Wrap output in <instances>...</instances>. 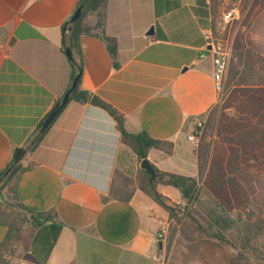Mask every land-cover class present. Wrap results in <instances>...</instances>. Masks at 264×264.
Masks as SVG:
<instances>
[{"label": "crops", "instance_id": "crops-1", "mask_svg": "<svg viewBox=\"0 0 264 264\" xmlns=\"http://www.w3.org/2000/svg\"><path fill=\"white\" fill-rule=\"evenodd\" d=\"M81 1L0 0V174L14 150L35 137L81 63V89L124 114L130 133L173 143L170 154L149 150L157 169L197 177L199 154L188 135L218 102L205 37L213 30L211 0H103L102 28L117 41L118 67L106 43L88 34L73 63L68 59L63 29ZM95 21V13L85 18ZM140 162L105 109L70 100L25 154L16 185L25 207L55 211L58 221L38 228L26 222L7 264L22 257L30 264H155L153 239L168 213L138 187L127 201L103 199L116 170L133 175ZM160 185L180 200L177 188ZM7 233L0 214V244Z\"/></svg>", "mask_w": 264, "mask_h": 264}, {"label": "rangeland", "instance_id": "rangeland-1", "mask_svg": "<svg viewBox=\"0 0 264 264\" xmlns=\"http://www.w3.org/2000/svg\"><path fill=\"white\" fill-rule=\"evenodd\" d=\"M214 5L213 35L216 41L231 52L236 42L241 41L246 49L253 51V60L258 67H253L247 77L256 71L264 75V0L258 3L255 0H215ZM229 13L233 14L230 16ZM257 79L248 81L252 83ZM237 88V80L229 83L227 73L221 100L208 113L201 141L197 145L203 163L197 197L187 200L181 194L180 200H170L178 209L181 220L167 216L169 234L161 252L165 256V264H231V259L240 251L250 255L253 264H264V255L244 251L238 225L240 219L244 222L260 215L264 217V164L253 161L243 163L238 183L231 186L226 182L232 150L238 145V136L234 132L240 121L237 105L243 106L245 102L243 98L242 104V93H237ZM234 97L240 100L235 102ZM117 171L114 183L116 193L126 195L138 186L139 171H134L133 175ZM3 193L0 214L21 237L27 223L20 211L6 204L5 198L10 197V190ZM215 216H219L220 221H215ZM176 223H179L178 232L168 247L169 235ZM181 230L185 231V235L181 234ZM217 231H221L225 238L215 237ZM15 244L9 250L11 255L18 252Z\"/></svg>", "mask_w": 264, "mask_h": 264}, {"label": "trees", "instance_id": "trees-1", "mask_svg": "<svg viewBox=\"0 0 264 264\" xmlns=\"http://www.w3.org/2000/svg\"><path fill=\"white\" fill-rule=\"evenodd\" d=\"M247 1V0H246ZM103 0H82L81 3H84L82 14L78 20L73 23L69 21L65 24L63 29V41L64 48L69 46L73 51L80 52V37L84 34L94 35L101 38L107 45L110 54L114 59L115 67H118L117 62V41L114 37L106 35L105 31L102 28V15L99 13V8ZM212 2V13L213 16L216 13L215 9V0ZM256 3L259 0H255ZM80 3V4H81ZM89 13L96 14V21L94 24H87L85 18ZM254 53L251 49H246L241 41H237L234 45L232 52V57L229 65V83L237 80V90L236 92L242 93V104L243 98L245 102L242 105H237L238 112H240V121L237 122L235 127V133H237L238 145L236 149L232 150V157L228 163V177L227 184L234 186L238 183V177L241 174V166L244 163L249 161L256 162L257 164H264V75L259 74L258 71L254 72L251 77H247V73L250 70L258 68L256 62L253 60ZM258 60H262L261 57H258ZM73 63V62H72ZM78 68L82 71V64H74V73L73 78L78 72ZM82 76V74H81ZM72 78V80H73ZM249 83L248 80H256ZM81 78L78 82L77 87L70 95V100H76L81 103H91L92 105L99 106L105 109L115 120L116 127L120 132L121 141L123 144L128 146L134 154L137 156L139 161L147 158L148 152L151 148L165 149L167 153H171L173 148V143L168 141H162L155 139L148 135L145 132L141 133H130L125 126V116L113 105L100 98L99 96L82 90L80 87ZM235 102L239 101L240 98L234 97ZM207 122V120H206ZM212 122V119H209V123ZM54 123V122H53ZM50 128V127H49ZM48 128V129H49ZM46 130V132L48 131ZM45 132V133H46ZM45 133L38 138V140L29 148L28 151H33L38 144L41 142ZM31 142V141H30ZM29 142V143H30ZM28 143V145H29ZM27 147V146H26ZM26 147H18L14 150L12 159L7 166V168L0 174V178L4 176L5 172L12 167L10 172L2 179L0 182V198L4 197V191L10 190V197L6 200V204L18 211L24 216L23 221L29 222L33 228H38L47 222L58 221L57 214L55 211H46V212H36L25 207L18 198V193L16 189L17 180L22 172L25 171L26 166L22 163V159L25 155L23 152ZM203 163H201V157L199 155V173L197 177L178 175L169 172H163L156 168L157 178L150 182V176L142 169L139 168L140 179L138 188L142 190L145 194L150 196L160 207H162L167 213L169 218L181 220L178 214V209L174 204L170 203V199L163 195L158 190V185H170L177 188L182 194L183 198L187 200H192L197 197V190L199 179L202 176L203 172ZM116 170L112 189L108 197H104V201H107L110 198L129 200L131 194H119L115 192L114 183L116 182ZM20 214V213H19ZM242 217V216H241ZM219 216H215V221H220ZM239 221V234H240V243L244 251H248L251 254H260L264 255V217L261 215L259 217L249 218L244 222ZM8 223V222H7ZM178 224L172 229L169 235L168 247L173 242L177 232ZM203 230L204 228L201 227ZM205 230V229H204ZM181 234L185 235V231L181 230ZM215 237L224 239V235L221 231H217L214 234ZM20 234L14 230L13 226L8 223V233L5 240L0 244V264H7V260L4 258V254L7 253L18 241ZM249 254V253H248ZM231 264H253L252 258L247 253L240 251L236 256L231 259Z\"/></svg>", "mask_w": 264, "mask_h": 264}, {"label": "built area", "instance_id": "built-area-1", "mask_svg": "<svg viewBox=\"0 0 264 264\" xmlns=\"http://www.w3.org/2000/svg\"><path fill=\"white\" fill-rule=\"evenodd\" d=\"M236 14V11H233ZM233 13H229L231 16ZM208 45L210 46V52L213 56V82L215 90L218 94V101L221 100L225 89V80L229 69V63L232 57L231 49H223L221 45L216 41L213 30H209L205 34ZM2 43L0 42V46ZM201 57H205L206 54L203 53L200 55ZM206 126V119H195L194 120V129L188 135V140L193 144L198 145L201 141V137L203 131ZM169 219H160L158 221V231L153 239L152 248L155 249V252L152 254V260L155 264H165V256L161 254L162 249H159V242H163V246H165L168 234H169ZM165 248V247H164ZM4 258L6 260H10L12 255L10 251L5 253ZM17 264H30V262L22 257L18 259Z\"/></svg>", "mask_w": 264, "mask_h": 264}, {"label": "water", "instance_id": "water-1", "mask_svg": "<svg viewBox=\"0 0 264 264\" xmlns=\"http://www.w3.org/2000/svg\"><path fill=\"white\" fill-rule=\"evenodd\" d=\"M83 7H84V3H81L78 6L76 11L72 15L71 19L69 20L70 23H73L80 18L81 14H82ZM64 29H66V27H64ZM153 32H154L153 28H151L149 34H153ZM65 53H66L68 59L73 62L74 56H73V52L69 46H66ZM81 74H82V71L78 68V72L74 76L72 83H71V86L68 88V90L66 91V93L64 94L62 99L56 103V105L52 108L50 113L47 115V117L43 121L40 129L38 130L37 134L32 139V141L29 143V145L25 148L23 155H25L28 152L29 148L38 140V138H40L46 132V130L53 124V122L56 120V118L59 116V114L62 112V110L69 103L70 95L74 91V89L77 87L78 82L80 81V78H81ZM139 167H140V169L144 170L150 176V180H149L150 182H153V180H155L157 178L158 174L156 171V167L150 162V160L148 158L143 159L140 162ZM11 169H12V167H10L5 172L4 176H2L0 178V182L10 172ZM162 248H163V242L160 241L159 242V249H162Z\"/></svg>", "mask_w": 264, "mask_h": 264}]
</instances>
